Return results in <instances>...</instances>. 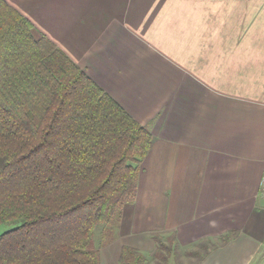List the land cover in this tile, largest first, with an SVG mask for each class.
<instances>
[{"label":"crops","instance_id":"1","mask_svg":"<svg viewBox=\"0 0 264 264\" xmlns=\"http://www.w3.org/2000/svg\"><path fill=\"white\" fill-rule=\"evenodd\" d=\"M5 1L153 137L100 264L157 235L264 264V0Z\"/></svg>","mask_w":264,"mask_h":264},{"label":"trees","instance_id":"2","mask_svg":"<svg viewBox=\"0 0 264 264\" xmlns=\"http://www.w3.org/2000/svg\"><path fill=\"white\" fill-rule=\"evenodd\" d=\"M33 31L0 0V225L9 226L0 235V264H100L95 231L118 223L136 197L153 137ZM108 231H101L103 247ZM217 246L205 240L189 255L200 261ZM148 259L123 246L119 264Z\"/></svg>","mask_w":264,"mask_h":264},{"label":"rangeland","instance_id":"3","mask_svg":"<svg viewBox=\"0 0 264 264\" xmlns=\"http://www.w3.org/2000/svg\"><path fill=\"white\" fill-rule=\"evenodd\" d=\"M34 36L38 37V34L33 31ZM117 223L113 224V226L106 227L105 225H99L95 231L94 235V243H95V248L99 250L100 252L103 251V246H102V241H101V231L104 232L105 229H109V236L113 240L115 238L114 235V227L116 226ZM9 229V226L7 225H0V235L4 233L6 230ZM156 237V236H155ZM160 237L163 241L164 244L167 246L166 247H161V244H157L156 240L153 238L156 246L150 250L149 253H143L148 259L147 264H197L199 262V257H191L189 255L190 251H198L197 246L194 247L193 249H181L179 245L177 244L178 247L173 246V240L171 239L170 236L168 237ZM220 241V240H219ZM218 242V241H217ZM215 242V243H217ZM160 246V247H159ZM158 247L160 249H158ZM168 247L173 248L174 251L168 252ZM200 251V250H199ZM166 257V261H164L163 257Z\"/></svg>","mask_w":264,"mask_h":264},{"label":"built area","instance_id":"4","mask_svg":"<svg viewBox=\"0 0 264 264\" xmlns=\"http://www.w3.org/2000/svg\"><path fill=\"white\" fill-rule=\"evenodd\" d=\"M260 189H261L262 193L264 194V176L260 182Z\"/></svg>","mask_w":264,"mask_h":264}]
</instances>
